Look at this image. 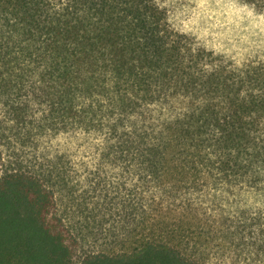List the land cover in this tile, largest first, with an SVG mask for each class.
<instances>
[{"label": "trees", "instance_id": "obj_1", "mask_svg": "<svg viewBox=\"0 0 264 264\" xmlns=\"http://www.w3.org/2000/svg\"><path fill=\"white\" fill-rule=\"evenodd\" d=\"M159 1L0 0V87L45 100V137L96 143L124 231L121 250L74 262L62 169L48 159L44 182L0 154V264H264V60L201 46Z\"/></svg>", "mask_w": 264, "mask_h": 264}, {"label": "rangeland", "instance_id": "obj_2", "mask_svg": "<svg viewBox=\"0 0 264 264\" xmlns=\"http://www.w3.org/2000/svg\"><path fill=\"white\" fill-rule=\"evenodd\" d=\"M171 26L201 46L236 63L264 60V13L240 0H160ZM26 104V106H25ZM100 148L75 130L45 137V100L8 94L0 87V154L2 171L21 170L45 182L48 159L62 169L63 181L53 186L56 214L75 240L73 261L90 253L123 248L119 200L110 199L113 168L97 175ZM118 202V203H117ZM207 264H258L247 252L205 253Z\"/></svg>", "mask_w": 264, "mask_h": 264}]
</instances>
